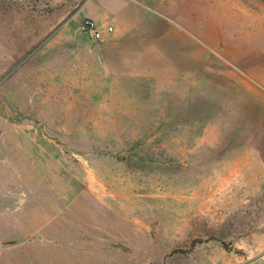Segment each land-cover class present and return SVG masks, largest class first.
Masks as SVG:
<instances>
[{
  "label": "rangeland",
  "instance_id": "1",
  "mask_svg": "<svg viewBox=\"0 0 264 264\" xmlns=\"http://www.w3.org/2000/svg\"><path fill=\"white\" fill-rule=\"evenodd\" d=\"M82 1L0 0V264H264V0L122 55Z\"/></svg>",
  "mask_w": 264,
  "mask_h": 264
},
{
  "label": "crops",
  "instance_id": "2",
  "mask_svg": "<svg viewBox=\"0 0 264 264\" xmlns=\"http://www.w3.org/2000/svg\"><path fill=\"white\" fill-rule=\"evenodd\" d=\"M146 1L147 0H83L77 15L82 20L90 19L100 31V37L107 35L109 39L103 44V50L117 51L119 55H122L121 51L126 52L131 50L132 52L135 50L137 52L143 49L145 42L161 43L162 39L167 38L169 33H175L179 36L183 35L184 30L182 28L184 27H179L170 23L169 27L165 30V25L163 23L164 21L171 22L173 18L171 13L177 8L178 4L175 5L174 9H170L167 0H165L167 3L165 5L166 8L163 7V4H160L161 7L156 10V15L151 16L146 13ZM110 7L113 9V21L107 19V14H110L108 12ZM198 14H200L199 9ZM192 15L195 16V10H193ZM155 27L156 30L160 28L162 30L157 34L154 40L146 38L149 33L153 32ZM108 28L110 29L109 31H107ZM181 29L183 31H181ZM185 32L188 33V29ZM196 34L194 30L190 37L196 39V48H199L200 37ZM169 42L170 41H168V43ZM171 43H175V41ZM159 47L161 46H158V48ZM193 48H195V46ZM124 59L123 57L118 58L119 62L121 60L124 61ZM6 211L13 214L12 210L6 208ZM9 243L11 244L13 242H0V249L3 246H7Z\"/></svg>",
  "mask_w": 264,
  "mask_h": 264
},
{
  "label": "built area",
  "instance_id": "3",
  "mask_svg": "<svg viewBox=\"0 0 264 264\" xmlns=\"http://www.w3.org/2000/svg\"><path fill=\"white\" fill-rule=\"evenodd\" d=\"M79 29L81 32L89 35L92 39L100 38V31L90 19H83V21L80 23ZM109 30L110 29L108 28L107 31Z\"/></svg>",
  "mask_w": 264,
  "mask_h": 264
}]
</instances>
